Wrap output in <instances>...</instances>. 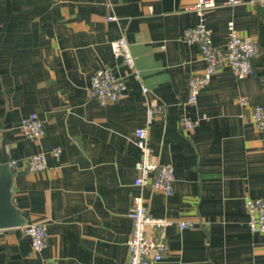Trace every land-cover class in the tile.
Here are the masks:
<instances>
[{"label":"crops","instance_id":"1","mask_svg":"<svg viewBox=\"0 0 264 264\" xmlns=\"http://www.w3.org/2000/svg\"><path fill=\"white\" fill-rule=\"evenodd\" d=\"M214 1L205 15L212 45L225 48L232 22L258 44L254 73L238 79L224 65L186 104L189 77L205 68L199 47L183 39L199 21L186 9L196 0H0V152L5 141L16 162L10 198L22 225L44 222L49 235L36 253L20 226L0 229V264H125L136 195L151 215L174 222L156 264H264L263 237L250 231L244 208L245 199L264 197V129L239 104L264 107V3ZM121 35L136 73L112 56L110 42ZM102 66L124 81L115 103L88 97ZM151 100L164 111L148 122ZM32 112L44 123L39 139L19 127ZM181 117L195 128L183 129ZM138 127L147 128L152 160L174 168L171 195L133 185ZM36 153L46 168L29 172L25 161Z\"/></svg>","mask_w":264,"mask_h":264},{"label":"built area","instance_id":"2","mask_svg":"<svg viewBox=\"0 0 264 264\" xmlns=\"http://www.w3.org/2000/svg\"><path fill=\"white\" fill-rule=\"evenodd\" d=\"M251 1L259 4L264 3V0ZM238 3H240L239 0H226L222 4L234 5ZM107 5L109 6V3ZM217 5L214 0H196L193 5L186 8L194 11L199 21L193 27L183 31V39L199 47L201 58L205 63L204 70L199 74L192 75L187 81L186 104L196 102L200 91L208 85L212 75L224 65H227L238 79L254 73L251 61L259 53L258 44L250 36L238 35L232 22H228L227 25L225 48L221 49L212 45L211 32L205 25V15L207 11ZM112 20H114V16L106 17V21ZM110 50L115 60H119L131 73L137 72L130 45L124 35L110 42ZM125 89L123 79L114 75L110 68L102 66L98 67L90 77L88 97L100 105L115 103L122 98ZM142 92L146 93L147 88L142 87ZM239 104L249 108L254 128L263 130L264 107L250 105L245 98H240ZM163 111L164 107L159 101H149L146 107L148 122ZM179 122L180 126L188 131L193 130L197 124L186 117H181ZM19 127L28 139H39L44 135V123L33 112L20 119ZM134 143L139 149L141 157L134 164L136 176L133 185L140 188L150 187L165 195H171L174 192V168L171 164H159L152 160L146 127H138L134 130ZM51 153L54 156H59L60 150L54 148ZM45 158L44 153L29 156L25 161L26 170L29 172L43 171L46 168ZM10 165L15 167L16 162L12 161ZM244 208L250 231L260 233L264 240V197L245 199ZM128 217L132 222V232L126 242L125 264H156L160 262L168 249L167 228L174 222L151 215L141 195L133 197V205ZM177 226L180 229H185L192 224L178 222ZM20 229L29 238L34 252L39 253L46 248L49 235L44 222L26 223L21 225ZM45 264H58V261L56 258H50L46 260Z\"/></svg>","mask_w":264,"mask_h":264},{"label":"water","instance_id":"3","mask_svg":"<svg viewBox=\"0 0 264 264\" xmlns=\"http://www.w3.org/2000/svg\"><path fill=\"white\" fill-rule=\"evenodd\" d=\"M14 176L15 170L9 164L3 141L0 152V229L19 227L24 222L11 203L10 185Z\"/></svg>","mask_w":264,"mask_h":264}]
</instances>
